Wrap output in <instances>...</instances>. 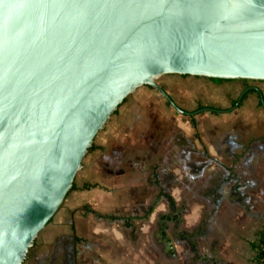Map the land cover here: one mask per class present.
<instances>
[{"label":"water","instance_id":"obj_1","mask_svg":"<svg viewBox=\"0 0 264 264\" xmlns=\"http://www.w3.org/2000/svg\"><path fill=\"white\" fill-rule=\"evenodd\" d=\"M164 75L264 81V0H0V264H23L123 100ZM249 90L264 100L256 87ZM232 107V108H234Z\"/></svg>","mask_w":264,"mask_h":264},{"label":"crops","instance_id":"obj_2","mask_svg":"<svg viewBox=\"0 0 264 264\" xmlns=\"http://www.w3.org/2000/svg\"><path fill=\"white\" fill-rule=\"evenodd\" d=\"M157 82L182 110L217 111L194 115V129L154 89L128 95L23 264H255L264 238V109L254 90L231 103L248 86L264 100V81Z\"/></svg>","mask_w":264,"mask_h":264},{"label":"trees","instance_id":"obj_3","mask_svg":"<svg viewBox=\"0 0 264 264\" xmlns=\"http://www.w3.org/2000/svg\"><path fill=\"white\" fill-rule=\"evenodd\" d=\"M185 76V75H184ZM211 81H213L214 83H221V82H224V81H230V80H224V79H218V78H212L210 79ZM243 82L247 83L248 80H242ZM250 92V91H247L241 98L239 104L242 103V101L244 100L246 94ZM236 103V100L233 101L231 103V105L233 106L234 104ZM189 121H190V124L192 125V127L195 129L196 127V124H195V120L193 118V116H189ZM197 132H195V136L197 137ZM91 148V147H90ZM90 148L88 149V151L90 150ZM255 248V260H254V263L255 264H264V238L261 237L259 239V241L257 242V244H255L254 246Z\"/></svg>","mask_w":264,"mask_h":264},{"label":"rangeland","instance_id":"obj_4","mask_svg":"<svg viewBox=\"0 0 264 264\" xmlns=\"http://www.w3.org/2000/svg\"><path fill=\"white\" fill-rule=\"evenodd\" d=\"M190 86H193L192 84H190V83H188V81H186V80H182V88H185V89H188V88H190ZM186 101V100H185ZM187 104H185V102H183L182 104L183 105H189V106H191V107H193V108H195V104H191V103H188V102H186ZM189 110V108H187V111Z\"/></svg>","mask_w":264,"mask_h":264},{"label":"flooded vegetation","instance_id":"obj_5","mask_svg":"<svg viewBox=\"0 0 264 264\" xmlns=\"http://www.w3.org/2000/svg\"><path fill=\"white\" fill-rule=\"evenodd\" d=\"M177 105V104H176ZM178 106V105H177ZM179 107V106H178ZM180 108V107H179Z\"/></svg>","mask_w":264,"mask_h":264}]
</instances>
